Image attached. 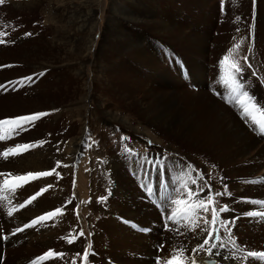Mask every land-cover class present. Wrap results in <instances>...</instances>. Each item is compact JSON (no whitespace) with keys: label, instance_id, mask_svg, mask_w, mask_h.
Listing matches in <instances>:
<instances>
[{"label":"bare ground","instance_id":"bare-ground-1","mask_svg":"<svg viewBox=\"0 0 264 264\" xmlns=\"http://www.w3.org/2000/svg\"><path fill=\"white\" fill-rule=\"evenodd\" d=\"M199 1L205 3V5L208 3L213 4L207 6L208 9L204 16V22L195 21L192 23V19L191 26L189 23L190 21H187L188 19L186 20L179 16L175 18L170 17V15L167 14V10H165L166 5L165 7H161L160 4L156 6L144 4L139 10V5L141 3L138 1L129 2V10L132 11H130V15L124 16H129L133 22L135 21L138 29L133 32L131 31L129 34L125 33L123 28H120V30L112 32L111 35L114 40L119 36L121 37V41L116 40L118 46H115H117V49H124V51L130 49L128 48L129 38L134 35L133 53L136 56L137 68L134 71H132L133 67L123 70V67L118 63V65H110V69H108V67L104 70L103 76L104 83L109 84V79H111V83L113 82L115 86L124 84V95H119H123L121 98H123L124 101L127 100V103L115 102L114 99L111 98H103L101 99L102 103L100 104L99 102L98 104L96 100L95 106L97 105L96 112L98 116L96 119H93L91 115L92 120L90 119V121L93 123L92 126L87 128V134H91L92 136L96 129L99 130V134H101V131L108 132L109 140L112 135L113 137H111L112 139L109 142H111L110 145H112L111 149L113 150L116 146V142L120 140L123 133L127 134V137L131 138L133 141L139 139L138 131L136 129H131V126V128H129V123L136 120L139 124L143 125V132H146V134L150 133L151 136L159 140L154 143L155 145H153L151 151H147L145 156H147L148 161H150L149 157H154V160L160 161V171H165L164 175L166 176L165 184L167 185V189H160L159 185L161 181L159 180V183L155 181V175L158 171L156 165L153 164V166H151L152 163L148 165L141 151H133V154H129L125 151V147H122L119 149V154L123 155L122 159H120L118 154L115 156L110 155V164H112L113 169L119 168L120 174L127 171V168L125 169L126 164L131 174L127 177H117L114 179L113 186L119 189L109 196L104 195L106 197V200H104L106 204H104L107 205L104 212H102L99 207L97 208V206L100 205L97 201L98 199L93 201V207L90 208L91 211L89 213L92 219L89 221V224H84L86 228L85 237L81 240L82 244L80 243V245L76 246V244L72 245V243H69L62 249H56L55 244L57 241L67 240L62 239V237H68L69 233L72 234L75 224L78 222L76 218H74L71 203H67L66 205V202L70 199L65 194V191H70L72 188V183H70L71 180H69L71 178L63 179L60 183H56L58 177L55 173L49 177H41L24 185L22 188L18 189L15 194L4 193L10 197V202L8 200L0 201V227H5L8 231L7 234H0V253L2 250H6L7 252L14 250L15 253L20 250L28 251L29 248H42L44 251L54 250L56 253H64L65 255L63 258L71 259V256L83 252L82 247L84 244L91 243V249H89V251L90 253H94V255L89 256V264H108L106 261L107 258L110 260L109 262L111 264H122L125 262H128V264H157L156 259L158 257L162 258L161 264H164V260L170 258L174 249L180 246L187 248L190 257L192 255L191 250L203 242L206 233H201L200 229L197 228L195 230L196 234H194V231H189L187 227H182L179 233H172L170 238L166 239L168 235L161 238L160 236L163 233L159 225H161L162 229L164 226L163 221L166 223V216L169 214L167 212L172 206L168 203L167 211H165L162 206L160 209L153 208V202H160L159 205H161L162 201L167 203L171 198L175 197V188L178 187L177 177L184 175L188 171L189 165L196 169L197 172L204 175L205 179L211 184L213 192H223L224 185H227V190L231 195L217 197L220 205L229 206V211L222 213L221 218L226 220L235 219L232 232L235 238L239 239L237 242L241 246H245V248L248 247L247 250L264 252V248L258 249L259 245H264V219L260 217H248L246 215L249 211H261L259 205L250 203L249 201H264V183L245 182L260 181L264 178V135L258 134L253 130L252 125L241 118L240 110L234 106L233 103L230 102V106L235 110L233 113L226 109V103L223 101L225 98L222 99V93L224 91L221 93L223 90L221 87H223V85L219 82V77L221 74L220 61L224 55L227 54V48L222 45L221 41H215L211 32L212 26L208 28L204 27V23H211L213 21L208 20L212 14L214 15V13L216 14V12H218L220 6L223 7V5L226 4L225 6L228 7L232 5V2L231 0ZM87 2L88 0H86V3ZM246 4L248 9L251 8V3L247 2ZM235 5L237 4L235 3ZM258 5H260V2ZM13 6L21 10L23 9L21 3H15V1ZM23 7L25 9L26 6L23 5ZM83 7L84 6H81L79 12L77 11L76 14L78 16L76 19V27L79 30V32H76L78 34H75L76 32L73 33L75 37L69 38L70 40L66 38L71 45L74 42L76 43L77 39H83L89 35L87 29L89 28V22L93 15L90 17L91 19L88 15L94 11L90 10L89 13V10ZM204 8L205 7H203V9ZM120 9L122 8L120 7ZM191 9H193L192 6ZM149 11L150 15L146 16ZM260 11L256 23L259 28L263 27L261 34H264V11L262 9H260ZM124 20H126V18ZM126 21L131 20L127 19ZM253 26L254 23H252V26L250 25V29H253ZM90 37H92V35ZM254 38L251 35L249 39L250 43L253 42ZM158 40L161 44H166V48L161 46ZM89 41H91V39ZM93 41L94 39L92 38V41L88 43V47L85 46V49L82 51L83 53H80V55L83 54L88 57V55L91 54ZM68 43H66V45ZM75 47L76 46H74V48ZM209 51H214L217 55L211 58V54L208 55ZM251 52L253 54L245 55L248 56L252 67L248 68L245 65V71L241 79L245 84L250 83V85L248 84L249 87L246 85L247 90L256 98L260 105H264V72L258 69L259 67L262 68L263 65L260 62L257 49H251ZM239 57H243V55L239 54ZM241 63L243 64L242 60ZM183 69H185L184 72ZM127 70H130V72H124ZM252 70H256L257 79L256 77L255 79L253 78ZM133 72H135V74H133ZM174 73H177V75L175 74L176 76H174ZM114 75L121 76V79L117 78L113 80L112 77ZM101 80H99V82ZM124 80L125 82L123 83ZM187 85L190 86V90L188 88L183 91ZM156 86H158L159 89H156ZM107 91H109V88L103 89V93L106 97ZM213 92H219V96L216 97L212 95ZM101 97H103V95ZM106 99L112 102L110 103L112 105L110 108H108L107 105V107L105 106L108 102ZM92 106H94V104ZM122 109L124 112H122ZM127 109H129V111ZM115 110L122 113L123 118L115 116V114H113ZM91 114H93V112ZM238 117L240 119H238ZM133 124L136 125L138 123L134 122ZM116 128L121 131L120 134L117 133ZM121 128H123V130H121ZM95 134L97 135V133ZM100 136L95 138L93 136V138L97 142ZM85 137L84 132L81 139L84 140ZM81 139H79V141H81ZM79 141L75 144V155L80 152L78 151ZM7 147L6 145L0 146V152H3ZM187 149L188 151L190 150V153L187 152ZM202 149H204L203 153L207 155L206 157L212 159L211 161H206L200 157L202 155ZM27 152L9 158L6 161L0 159V171L4 173L26 174L29 172L50 171L56 167V162L53 160L54 156L51 158L49 154L45 155L42 151L36 152L34 150L32 151V149L29 150L28 153ZM122 160L124 164H121ZM76 161L77 160H74V163ZM130 161H132V163H130ZM210 163H213V165ZM69 172H71V170ZM195 175L196 173L194 172L193 176ZM2 179L3 177H0V180ZM48 185L55 187L48 188L46 192L31 204H27L26 207H18L20 204H25L34 194L39 192L42 188H46ZM135 185L142 186L143 189L141 191L143 193L146 192L147 196L142 194L138 189H135ZM145 185L153 187V194L147 191ZM203 195H207V192L203 193ZM143 196H145L146 204L143 203V205L138 206V202ZM64 205H66V208L63 215H57L46 223L38 224L31 228H24V225L29 224L33 219ZM9 208L15 209L12 217H8L7 215ZM99 214L100 216H98ZM114 215L118 216L117 219L114 218ZM95 218H100V223L97 225L96 229H93L92 223H94ZM124 219L128 220V222L144 225L142 229L143 235H139L131 229L122 227L117 223L119 222L118 220L122 221ZM57 221L60 222L57 224ZM169 224L173 229L175 228V225ZM18 228H23L24 230L16 231ZM145 229L147 231H145ZM123 232L127 233V237L122 238L121 241H114L112 244H109L110 242L106 243V240L116 239L119 237V234ZM89 233H91L90 236L87 235ZM221 235H224L223 229H221ZM4 239L7 240V243H3ZM161 245H163L162 251H160L161 249L159 247ZM230 250L231 245L226 244L224 248L219 249L222 254L221 256H204V258H201V260L205 259L202 263L206 264L208 261H215L216 264H236L235 261L224 260L222 258L225 255H229ZM126 251L130 253L127 254L125 253ZM213 251L215 252L216 250ZM45 253H47V251ZM201 254H206V252H199L196 256L197 263H200L199 256H201ZM39 256L41 255H13V257L10 256L9 260L7 259V264H14L15 262L17 264L20 259L21 263L25 262L23 264H32V261L36 260ZM97 258L100 260L99 263H95ZM0 264H2L1 257ZM244 264H264V261L253 258L250 262H244Z\"/></svg>","mask_w":264,"mask_h":264},{"label":"rangeland","instance_id":"rangeland-1","mask_svg":"<svg viewBox=\"0 0 264 264\" xmlns=\"http://www.w3.org/2000/svg\"><path fill=\"white\" fill-rule=\"evenodd\" d=\"M14 1L15 3L17 2L21 3V7L23 9L21 10L18 7L13 6ZM14 1L6 0L4 4L0 5V33L5 34L4 36L0 37V39L5 40V43L0 44V85L4 86L0 88V119L13 118L17 116L29 115L40 112H46L49 113V115L42 117L39 121L36 122L35 127H31L28 131L22 132L19 136H16L15 138L7 140L5 142H0V146L6 145L8 146L7 148H10V147H14L16 144L47 141V143H45L42 147L33 148L32 151L33 150L36 152L42 151L43 154L45 155L46 154L51 155V158L54 156L53 160L56 163L57 161H60L61 165H69V167H63V166L59 168L55 167L56 172L60 174V178H57L56 183H60L63 179L71 178L69 180H71L70 183H72V188L70 191L66 190L65 194L71 200V205L73 207V213H74L73 215L74 218H76V221H78L77 222L78 225L75 224V227L73 226L74 230L72 235H76L81 228L85 233L86 226H84V224L85 225L89 224V221L92 219L89 213L91 211L90 208L93 207L92 206L93 201L98 199L97 201L100 203V205L98 204L99 206H97V208L99 207L100 210L104 212L106 210L107 205H105L106 203L104 202V200L106 199L103 200L101 199L102 196L105 197L114 194V191L116 192L119 189L113 186L114 179L117 177H125V176L127 177L131 174L129 167H127L126 164H125V169L127 168L126 169L127 171H124V173L120 174L119 168L117 169L115 168L116 170L113 169L112 164H110L109 156L110 155L115 156L116 154H118L120 159H122L123 155L119 154L120 153L119 149H121L122 147L130 148L136 152L141 151V154L145 156L147 154V151H151L153 145H155L154 143L159 141L156 137L151 136L150 133L146 134V132H143L144 129L143 125L139 124V122H137L136 120L134 122L138 123L136 124L137 126L133 124L134 122H131L128 124V127L129 128L132 127L131 129H136L138 131L139 141L138 140L133 141L131 138L127 137V134L123 133L120 137V140L116 142V146L113 150L111 149L112 147V145H110L111 142H109L112 139L111 137L113 136L111 135L109 140L107 134L108 132L106 133L101 131V134H99V130L96 129L95 133H97V135L93 132L94 138L101 135L99 137V141L97 142L96 140H94L91 134H87V128L92 126L93 123L92 121H90V119L92 118L91 115L93 116V119H96L98 116V113L96 112L97 105L95 106L96 104L95 102L98 101L97 103L99 104L100 102L101 104L102 103L101 99L111 98L114 99L115 102L118 101L121 103H127V100L124 101V99L121 98L123 97L125 92V86H123L124 84L115 86L113 82L111 83V79H109L110 81L109 84L104 83V77H103L104 70H106L108 67H109L108 69H110L111 67L110 65L112 66L118 65V63L123 67V68L121 67L123 70H125L126 68L129 69V67H133L132 71H134L137 68L136 56L133 53L134 35H132V37L129 38L128 48L130 49L129 50L126 49L127 50L126 52V50L124 51V49L122 48L117 49L118 45L116 42L119 40L121 41V37L119 36L118 37L119 39L116 38L114 40L112 39L111 33L120 30V28L121 29L123 28V31L125 33L130 34L131 31L133 32L136 29H138L136 27L135 21L133 22V20L130 19L129 16H127L128 18L125 17L126 15H130L129 13L130 11H132L129 10V6H128L129 2L138 1L139 3H141L139 5V10L141 9V6H143L144 4H150L151 6L153 5L156 6L160 4L161 7H165L166 5L167 8L165 7V10H167V14L170 15V17L175 18L179 16L186 20L188 19L187 21H190L189 22L190 26L195 21L204 22L205 20L204 16L206 15V10L208 9L207 6L213 3H208L207 5H205V3L203 2L201 3L199 0L197 1L196 0H132V1L126 0L127 4L125 0H118V1L88 0L87 3L86 0L85 2L83 0L84 3L82 2V0H14ZM237 1L239 2V5ZM247 2L251 3V8H249L250 10L247 7L246 4ZM257 2L258 3L260 2V5H258ZM22 4L26 6L25 9ZM231 4L232 5L228 7L225 6L226 4L223 5V7L220 6L218 12H216V14L214 13V15L212 14L208 20V21L210 20L213 21L211 23L210 22L204 23V27L208 28L212 26L211 32L213 34L215 41L216 42L221 41L222 45L227 48V52L230 48L233 47L234 44L239 42L241 38H246L245 43L242 45L241 49L239 50V54L243 56L245 54L247 55L253 54L251 51H248L249 47H251V49H257L260 62L263 65L262 68L259 67L258 69H261L262 72H264V34L263 33L261 34V32L263 31L262 30L263 27L259 28L256 23L259 16L258 14L261 12L260 9L264 11V7H263L264 0H236L237 5L233 3ZM119 5L122 9H120ZM81 6H84L83 7L84 9H88L89 13L90 10L94 11L93 13L88 15L89 18L92 17L93 15L92 19L90 18L91 20L89 22V28L87 29L89 35L87 37H84L83 39H77L78 43L77 42L75 43L73 41L74 45L73 44L71 45V43H68L69 41H67V39L70 40L69 38L75 37V34H78L77 32H79L78 28L76 27L77 25L76 19L78 17L76 14L77 11L79 12ZM191 6L193 9H191ZM202 6L205 8L203 9ZM148 13L146 16L150 15V11ZM123 17H125L126 20L128 19L131 21H126L124 20L125 18ZM236 17H240L239 22L236 21ZM117 19H119L121 22ZM240 21L244 23L242 24ZM252 23H254V26L253 29H250V25L252 26ZM95 24L97 25V27ZM246 25L248 26V28ZM238 28L239 31H237ZM26 33H30L31 35H26ZM73 33H75L74 36ZM91 35L92 37H90ZM251 35L253 36V38L256 37L254 38L256 42L253 40V42L250 43L249 39ZM92 38L94 39V41L92 43V49L90 52L91 54H89L88 57L84 56L83 54L80 55V53H83L82 51L83 49H85V46L88 47L89 45L88 43L92 41ZM87 39L88 41L91 39V41L88 42ZM158 42L160 43L159 40ZM66 43L68 44L66 45ZM160 45L166 48V44L160 43ZM74 46L76 47L74 48ZM104 47L105 48L107 47L106 51ZM209 54H211L210 55L211 58L217 55L214 51H209L208 55ZM79 58L82 60H80ZM5 66H10V67H5ZM184 70L185 69H183V72ZM124 72L129 73L130 70ZM41 73H43V75H39ZM253 73H256V70L252 72V76L254 79L255 77L257 79L258 78L257 74L253 75ZM133 74H135V72H133ZM175 74L177 75V73H174V76H176ZM26 77H32V80L28 81L27 79H25ZM117 78L121 79V76L114 75L112 77L113 80H116ZM99 80H101L102 82L100 81L101 82L100 83ZM94 81L97 83H95ZM124 82L125 80L123 81V83ZM105 84H107L108 86ZM248 84L250 85V83ZM248 84L246 83L245 85L248 86ZM189 87L190 86L187 85L186 88L183 89V91H185V89L187 90ZM105 88L107 89L109 88V91L106 92L107 97L103 93V89ZM156 89H159V87L156 86ZM221 89H223L221 93L224 91L222 93L223 94L222 99H223L228 95V91L224 86L221 87ZM119 94H123V95H119ZM102 95L103 97H101ZM212 95L218 97L219 92H213ZM106 101H108V99H106ZM223 101L226 103V107H227L226 109H228V111L230 110V112L233 113L235 110L233 109L232 106H230L231 105L230 101L228 102V100L225 99H223ZM110 103L112 102L108 101L105 104V106L107 105L108 108H110L112 106ZM93 104L94 106H92ZM127 110L129 111V109ZM116 111L117 110H115L113 114H115V116H117L118 118L120 117L123 118L122 113ZM92 112L93 114H91ZM122 112H124L123 109ZM238 119L240 118L238 117ZM121 130H123V128H121ZM84 132L86 137L83 140L81 138L83 137ZM120 132H121L120 130H117L118 134H120ZM79 139H81V141H79ZM77 141H79L78 151L80 152H78L75 155L74 154L76 149L75 144ZM203 151L204 149H202V155L200 157H202L206 161H211L212 159L210 157H206L207 155L204 154ZM187 152L190 153V150L188 151L187 149ZM205 152L207 153L206 150ZM149 158L150 161H153L155 159L154 157H149ZM0 159L3 158L0 157ZM74 160L77 161L74 163ZM3 161L6 160L3 159ZM130 163H132V161H130ZM121 164H124L123 160ZM210 164L213 165V163ZM151 166H153V164ZM70 170L71 172H69ZM164 174L165 171L161 172L159 170V172L158 171L156 172L155 175L156 183H159L160 181H163L165 183L166 176ZM73 180H75V186L73 185ZM54 187L55 186H53L52 188ZM135 189H138L142 194L147 196L146 192L143 193L141 191L143 189L142 186L135 185ZM144 197L145 196L141 197L142 201L140 200L138 202V206L143 205V203L146 204V199ZM159 203L160 202L158 203L153 202V208L160 209L161 205H159ZM77 205H79V217H80L79 219H77V215H76ZM171 210L172 208L167 213H170ZM98 216H100V214ZM117 217H118L117 215H114V218L117 219ZM118 221L119 222L117 223L122 227L131 229L132 231H134L139 235H143L142 229L144 225L140 223L128 222V220L126 219L122 221L120 220ZM59 222L60 221H57V224ZM99 223H100V218H95L94 223H92L93 229H96ZM163 223L164 226L162 229H161V225H159V228L163 233L160 236L161 238H163L165 235H168V237H166L167 239L170 238L172 233L174 232L177 233L174 230L169 231L168 229H166L165 221H163ZM169 228H172L170 224H169ZM7 232L8 231L7 229H5V227L3 228L2 226L0 227V234L4 235L7 234ZM193 233L196 234V231H194ZM125 237H127V233L123 232L119 234V237H117L116 239L106 240V243L110 242L109 244H112L114 243V241L116 242L121 241L122 238ZM82 238L83 237H79V239L74 241L72 245L74 244H76V246L80 245V243L82 242L81 241ZM237 240L239 241V239ZM3 243H7V240L4 239ZM68 244L69 243L67 242V240L57 241V243L55 244V248L62 249L64 246H67ZM86 246L87 243L84 244V246L82 247L83 252ZM262 248H264V245L258 246V249H262ZM246 249H248V247H246ZM2 251L0 253L2 264H7L8 260L10 259V256L13 257V255L15 256L19 254L24 256L26 254L43 255L45 254L46 251L48 252L49 250L44 251L42 248H35V249L29 248L28 251L20 250L18 252H15L16 254L14 253V250H11L9 252H7L6 250H2ZM125 253L128 254L130 252L126 251ZM92 255H94V253ZM204 256H208V255L201 254V256H199L200 263L197 264H203L202 261L205 259L201 260V258H204ZM98 258L100 259L99 255ZM98 258L96 259L95 263L97 262L99 263L100 260ZM73 259H76L77 264H81V259L76 255L71 256V259L70 258L65 259L59 257L46 259L45 261L42 262V264H71V261ZM106 261L108 264L110 263L109 262L110 260L108 258L106 259ZM23 263L25 262L21 263V259H20L17 264H23ZM14 264H16V262ZM122 264H128V262Z\"/></svg>","mask_w":264,"mask_h":264},{"label":"snow or ice","instance_id":"snow-or-ice-1","mask_svg":"<svg viewBox=\"0 0 264 264\" xmlns=\"http://www.w3.org/2000/svg\"><path fill=\"white\" fill-rule=\"evenodd\" d=\"M6 0H0V5L4 4ZM233 4L236 0H231ZM240 17H236L238 22ZM239 31V29H237ZM4 33H0V37L4 36ZM26 35H31L26 33ZM235 39V37H234ZM246 38H241L239 42L230 48L226 55L220 61V77L219 82L227 89L228 95L225 97L226 100L234 104L239 110L241 118L253 126V130L260 135H264V105H260L256 98L247 90L245 83L242 81L241 77L245 71V65L251 68L252 65L249 62L247 56L239 57V50L245 43ZM5 43L4 39H0V44ZM251 51V47L248 48ZM239 57V58H236ZM243 61V64L241 63ZM10 67V66H5ZM256 73H253L255 75ZM43 75V73L39 74ZM28 81L32 80V77H26ZM11 83V82H10ZM4 87L0 85V88ZM49 115L46 112L34 113L29 115L17 116L13 118L0 119V142H5L7 140L13 139L19 136L22 132L28 131L31 127L36 126V122L42 117ZM47 141H38L36 143H25L16 144L14 147L7 148L0 152V157L7 160L10 157H15L21 155L33 148L42 147ZM151 143V142H149ZM125 151L129 154H133V150L130 148H125ZM145 161L156 165L157 170H160V161L153 160L148 161L147 156L144 157ZM69 167V165H61L60 161H57L56 167ZM196 173L193 176V173ZM55 175L60 178V174L56 172V169L50 171H42L36 173H26V174H13L0 172V201L8 200L10 202V197L4 193L15 194L18 189L22 188L24 185L37 180L41 177H49ZM178 187L175 188V197L171 198L167 203H161L162 208L167 211L168 203L171 204L172 210L166 216L165 227L169 231L180 232V228L187 227L189 231H195L197 228L200 229L201 233H206L203 242L198 244L196 248L191 250L192 255L189 257L188 250L184 246H180L174 249L170 258L164 260V264H197L196 256L199 252L203 251L209 257L221 256L219 249L224 248L226 244L231 245V250L229 255H225L222 258L224 260L235 261L236 264H244V262H250L253 258L264 261V252L247 250L244 246H241L232 232V226L235 224V219L226 220L221 218V214L229 211L228 205H220L217 197L224 195H231L227 190V185H224L223 192H213L212 186L204 177L203 174L197 172L192 166H188V171L177 177ZM246 183H264V178L260 181H245ZM73 185L75 186V180H73ZM195 186V187H193ZM53 187L48 185L46 188H42L39 192L34 194L25 204H20L19 208H24L27 204H31L39 196L48 190V188ZM147 191L153 194L154 189L152 186L145 185ZM160 189H166L167 185L161 181L159 185ZM207 192V195L203 193ZM106 199V197L101 198ZM250 203L260 206L261 211H251L246 215L252 217H260L264 219V201L253 200ZM71 203V200L66 202ZM66 205L56 208L44 215H41L33 219L29 224L24 225V228H31L38 224L46 223L48 220L55 218L57 215H63L65 212ZM15 209L9 208L7 211L8 216L13 215ZM210 214V219H209ZM77 219H79V205L76 207ZM238 219V218H237ZM169 222L175 225V228H169ZM221 229H223L224 235H221ZM23 228H18L16 231H23ZM145 231H147L145 229ZM183 234V233H180ZM88 236L91 233L87 234ZM79 237H85V233L81 228L76 235L69 233L68 237H62V239H67L68 243H73ZM215 241V242H213ZM163 249V245L159 246ZM91 243H88L85 247L84 252L77 253L76 256L80 257L81 264H89V256ZM213 250H216L215 252ZM64 253H56L54 250H49L47 253L39 256L36 260L32 261V264H42L46 259H51L54 257L63 258ZM161 257L157 258V264H161ZM71 264H77L76 259L71 261ZM207 264H215V261H208Z\"/></svg>","mask_w":264,"mask_h":264},{"label":"water","instance_id":"water-1","mask_svg":"<svg viewBox=\"0 0 264 264\" xmlns=\"http://www.w3.org/2000/svg\"><path fill=\"white\" fill-rule=\"evenodd\" d=\"M206 264H207V262H206ZM216 264V263H215Z\"/></svg>","mask_w":264,"mask_h":264}]
</instances>
